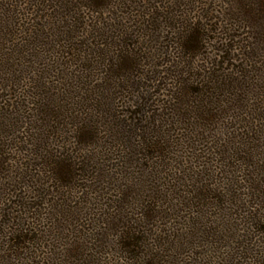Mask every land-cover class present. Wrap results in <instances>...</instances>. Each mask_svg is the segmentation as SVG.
Here are the masks:
<instances>
[{
    "label": "trees",
    "instance_id": "1",
    "mask_svg": "<svg viewBox=\"0 0 264 264\" xmlns=\"http://www.w3.org/2000/svg\"><path fill=\"white\" fill-rule=\"evenodd\" d=\"M216 2L0 0V264H264V0Z\"/></svg>",
    "mask_w": 264,
    "mask_h": 264
},
{
    "label": "rangeland",
    "instance_id": "2",
    "mask_svg": "<svg viewBox=\"0 0 264 264\" xmlns=\"http://www.w3.org/2000/svg\"><path fill=\"white\" fill-rule=\"evenodd\" d=\"M164 1H165V0H157L158 3H162V4L164 3ZM218 1H219V0H217L216 3H218V4L220 3V5H221V4L223 3L224 0H221L220 2H218ZM165 3H166V2H165ZM216 3H215V5H217ZM256 239H257V240H256L257 245H259V243H260V238L258 239V237H257Z\"/></svg>",
    "mask_w": 264,
    "mask_h": 264
}]
</instances>
